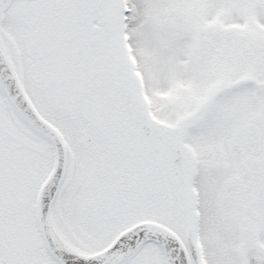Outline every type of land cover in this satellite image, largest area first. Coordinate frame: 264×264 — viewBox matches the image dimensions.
Masks as SVG:
<instances>
[{
	"label": "snow or ice",
	"instance_id": "snow-or-ice-1",
	"mask_svg": "<svg viewBox=\"0 0 264 264\" xmlns=\"http://www.w3.org/2000/svg\"><path fill=\"white\" fill-rule=\"evenodd\" d=\"M0 264H264V0H0Z\"/></svg>",
	"mask_w": 264,
	"mask_h": 264
}]
</instances>
